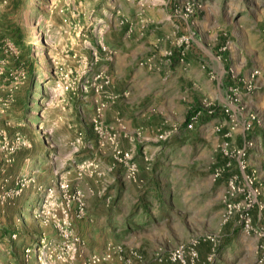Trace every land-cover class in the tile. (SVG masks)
<instances>
[{
    "label": "rangeland",
    "instance_id": "1",
    "mask_svg": "<svg viewBox=\"0 0 264 264\" xmlns=\"http://www.w3.org/2000/svg\"><path fill=\"white\" fill-rule=\"evenodd\" d=\"M158 1L0 0V264H82L109 245L138 253L129 264H264V191L251 193L264 173L245 181L257 164L237 154L264 131H244L236 111L253 94L248 114L264 129V0ZM149 3L170 17L153 20ZM169 20L174 34L150 32ZM125 37L136 39L139 66L166 73L177 53L221 90L211 85L190 112L156 106L157 128L124 137L122 117L105 112L126 95ZM209 107L212 117L187 127ZM231 115L240 133L225 137Z\"/></svg>",
    "mask_w": 264,
    "mask_h": 264
},
{
    "label": "crops",
    "instance_id": "2",
    "mask_svg": "<svg viewBox=\"0 0 264 264\" xmlns=\"http://www.w3.org/2000/svg\"><path fill=\"white\" fill-rule=\"evenodd\" d=\"M158 1V0H157ZM162 1V0H161ZM158 3H160L158 1ZM147 14H149L153 20H156L157 17L165 16L167 18L170 15L167 13V8L159 4V6H153L152 3L147 4ZM166 26H161L156 28L153 31H150L156 37H162L164 33L174 34L173 22L169 20L166 23ZM135 28V34H136ZM150 37H154L150 35ZM135 38H124L123 48V63H124V84L119 85L117 91L125 92L126 95H121L114 105L111 104L108 106L105 117L107 120L114 119L117 116H121L122 124L120 127L121 132L124 137H130L135 133L139 132L140 129H144V136L146 135L147 130L150 128H157L158 123L151 125V118L155 112V107H165L169 110H173L174 106L183 105L184 108H191L189 112L195 107L198 106L201 97L210 94V86L218 90H221V82L219 78L213 83V79H210L206 76L205 70H202L199 67V63L191 62L189 58L187 59V64L184 66L180 65L179 59L175 56L177 53H174L173 60H171L167 67L166 73H160L158 71L151 70L145 66H139L137 63L139 49L136 48L138 45L135 43ZM163 44V43H162ZM163 46L159 47L161 50ZM165 47V46H164ZM172 47V46H171ZM173 48V47H172ZM138 50V51H137ZM174 52H177V49ZM152 64V62H150ZM111 67L116 68L115 62ZM155 66V64H153ZM218 69V74L223 72V68L219 65L216 66ZM232 79L234 77L232 76ZM209 89V90H208ZM207 90L209 92H207ZM122 93V94H123ZM252 96L246 97L247 104L245 109L241 110L240 107L238 115H240V120L238 124L243 126L244 121L247 119L248 112L252 111L254 107H258L260 100L259 98L253 99ZM176 102V103H175ZM242 107V106H241ZM261 112H264V104ZM92 111V110H91ZM91 114V112H90ZM206 115V114H205ZM116 116V117H115ZM208 117H212L206 115ZM142 122H144L142 124ZM256 131H259V134L264 131L262 127H254ZM262 128V129H261ZM253 129V130H254ZM83 133L85 130H82ZM240 133L239 130H234L233 136H237ZM132 139V137H131ZM130 139V140H131ZM244 140V135H243ZM259 140L252 149L249 150L248 158L249 160H254L256 164L264 157V132L259 136ZM245 141V140H244ZM244 144V142H243ZM264 179V174H263Z\"/></svg>",
    "mask_w": 264,
    "mask_h": 264
},
{
    "label": "built area",
    "instance_id": "3",
    "mask_svg": "<svg viewBox=\"0 0 264 264\" xmlns=\"http://www.w3.org/2000/svg\"><path fill=\"white\" fill-rule=\"evenodd\" d=\"M253 76H254V73L251 74V77H253ZM95 90L98 92L99 88H96ZM102 108H103V105L100 102H98V106H97V109H96L97 115L101 114ZM215 112H216V109L210 108V107L209 108L195 110L190 115L187 127L188 128H193L196 124L199 123V121H200V119H201V117L203 115L206 114V115L212 116ZM260 121L261 120H260V118H259V116L257 114L249 113L248 116H247V119L243 123L242 128L244 129V131L249 132V131H251L254 128V126L260 125ZM237 125H238L237 121L231 115L230 116V121H229V129H228L227 133L225 134V137H230L231 134L234 132V130H236ZM215 129L218 130V126H216ZM254 146H255V144H254L252 139H246L245 143H244V147L241 148L240 150H238L237 154L240 157H245L249 153V150L252 149ZM225 155L226 156H230L228 154V152H226ZM228 165H229V163H227V164H225L223 166L215 167L214 171H213V179L214 180L219 179L222 176V174L225 171V169L228 167ZM134 167H135L134 163H132L129 166V169L131 170V172L133 171ZM239 168L241 170H244V169H246V166H245L244 163L240 162ZM262 173H264V157L260 159V161L258 162V164L256 166V169L253 170L250 175H248V174L245 175V173L243 172V178H244L245 181L247 180L251 185H253L255 181L260 180V177H261L260 174H262ZM131 175L132 174H128V177L130 178ZM235 179H237V177L233 176L229 180V182H228V190H234ZM263 191H264V189L261 190V191L260 190L258 191L257 189L252 190L251 193H252V195L254 197V200H255L256 196L261 195V193H263ZM224 202H225L229 212L231 211V209H233L235 207L229 201V199H225ZM251 204L252 203L249 202V204L247 205L246 208L241 206V208H242V210H241L242 211L241 218H242L243 224H244V226L246 228H249V229H250V223H251V219H250V216H249V211H250V208H251ZM189 251H190V253L193 256H195L192 247L189 249ZM106 252L107 253L105 255L104 254L93 253L92 255H90L89 258L84 260V262L82 264H129L128 261H124V259H123L124 257H126L127 255H128L127 257H132V258H138L139 257V254L134 252V251H132V250H130L128 252H125L120 247H116V246H113V245H109L107 247ZM183 252H185V251H183ZM114 255H116V257H119L118 261L111 263L110 260L112 259V257H114ZM180 256H181L180 253H178V254L174 253L172 259L176 260V259L180 258ZM166 260H168V257H166Z\"/></svg>",
    "mask_w": 264,
    "mask_h": 264
},
{
    "label": "trees",
    "instance_id": "4",
    "mask_svg": "<svg viewBox=\"0 0 264 264\" xmlns=\"http://www.w3.org/2000/svg\"><path fill=\"white\" fill-rule=\"evenodd\" d=\"M17 214H18V217H19L20 212H17Z\"/></svg>",
    "mask_w": 264,
    "mask_h": 264
}]
</instances>
